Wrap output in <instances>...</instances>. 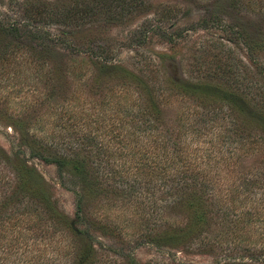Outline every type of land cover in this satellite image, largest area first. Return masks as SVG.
Instances as JSON below:
<instances>
[{
    "label": "trees",
    "instance_id": "obj_1",
    "mask_svg": "<svg viewBox=\"0 0 264 264\" xmlns=\"http://www.w3.org/2000/svg\"><path fill=\"white\" fill-rule=\"evenodd\" d=\"M138 3V0H100L95 6L84 4L81 7L58 8L56 2L42 1L29 4L27 12H33L36 17L42 15V19H46L47 12H50L54 17H59L55 23L67 25L96 8L112 11L116 17H120ZM77 13L79 16L75 20ZM10 28L9 24L0 23L1 33ZM160 30L158 28L156 31ZM156 31L149 30V35L145 37L147 32L142 29L136 38L143 43V39L150 38ZM160 36L171 45L176 34L162 31ZM9 46L11 44L7 43L0 47L3 51L15 48L7 49ZM93 58L94 66L101 68L102 78L96 80L94 77L88 83L91 87L87 90L90 91L87 105L97 109L95 113L100 117L106 114V121L110 122V138L94 128L93 133L77 132L80 135L72 138V141H44L29 133L33 130V124L28 117L23 121L15 118L18 125L23 123L24 129L22 134L16 130H13L14 133L18 132L19 136L27 139V136L31 137L28 140L20 137L19 140L24 143L23 147L29 151L31 158L64 171L72 179L71 185H78L79 192L73 219L68 220L58 213L49 193L33 175L32 169L23 164H14L7 169L10 158L0 150V264H119L117 260L98 255L99 252L90 243L81 240L82 233L77 234L74 227L84 221L81 211L85 200H96L93 206L96 212L104 205L110 208L114 205L121 184H126L130 189L150 186L148 201L153 220L148 231L138 237L141 243L156 249L198 245L202 249L223 254L225 259L222 261H226L223 264H264V166L247 168L242 180L236 176L225 189H213L218 181L231 178L235 162L242 157V144L249 141L252 145L264 147V88L260 85V79H264V68L254 71L246 66L245 80H242L244 74L236 65L229 66L228 70L219 68L228 77L232 90L221 92L223 105L203 107L199 91L202 87L197 81L183 85L164 81L158 66L150 58L143 57L141 61L133 63L137 66L136 73L125 67L107 66L106 59L101 56L94 55ZM65 70L69 71L71 80L78 79L74 67L66 66ZM218 73L211 72L210 77H218ZM49 85L45 99L53 98L59 90L53 82ZM94 90L97 94L92 92ZM120 95L130 101L129 106L101 110L106 100L109 102ZM209 95L213 96L211 93ZM241 97H246V104L254 108L246 126L234 116L240 117L243 113L235 102L241 103ZM170 99L187 103L185 106L192 109L190 115L193 121L184 123L190 119L189 115L182 120L173 110L160 108ZM53 101L61 109L65 100L59 103L53 98ZM124 126L128 127L124 138H130L131 143L133 138H151L149 145H140L141 149L148 146L149 155L142 153L141 158L134 161L139 151L128 153L127 149L123 154L127 160H133L127 167L123 165V168L126 167L123 173L133 178L130 184L125 176L120 177L121 171L113 168L108 155V146L111 148L109 143L122 134ZM256 130L261 133L255 134ZM138 142L136 140L134 144ZM188 145L192 146L191 150ZM260 164L264 165V162ZM218 170L224 172L221 174ZM108 186L110 188L107 189ZM166 210L184 221L172 219L170 223L167 222L163 217ZM142 221L145 225V220ZM84 229L86 233L87 229ZM110 229L116 231L117 227L112 225ZM58 240L64 242V250L56 249L58 255L54 257L49 247L54 241L57 248ZM236 252L244 257L246 255L240 259V263L232 258Z\"/></svg>",
    "mask_w": 264,
    "mask_h": 264
},
{
    "label": "rangeland",
    "instance_id": "obj_2",
    "mask_svg": "<svg viewBox=\"0 0 264 264\" xmlns=\"http://www.w3.org/2000/svg\"><path fill=\"white\" fill-rule=\"evenodd\" d=\"M42 1L56 2L58 8L81 7L84 4L93 6L100 2L0 0V23L9 24L12 28L4 33L0 32V46L7 43L11 44L7 49L15 46L12 51H3L0 47V150L10 158L7 169L14 164H23L32 169L33 175L49 193L58 213L68 220L73 219L78 185H71L70 176L54 165L31 158L29 151L23 147L24 143L19 141L21 138L28 140L31 137L23 138L13 130L22 134L23 123L18 125L15 118L23 121L28 117L33 124V130L29 133L44 141H72V138L80 135L77 132L93 133L94 128L108 137L110 122L106 121V114L100 117L95 113L97 109H91L92 106L87 105L90 100V91L87 90L91 87L88 83H91L94 77L96 80L102 78L101 68L94 66V55L106 59L107 66L125 67L133 73L137 71V66L133 63L141 61L143 57L150 58L158 66L164 81L182 85L197 81L199 87H202L199 91L202 99L200 104L203 107L223 105L224 97L221 92L232 90L228 77H225L219 68L228 70L229 66L236 65L240 73L244 74L242 80L246 79V66L254 71L264 68V0H138L137 5L120 17H116L112 11L96 8L78 20L77 13V21L67 25L55 23L59 17H54L50 12H47L46 19H42V15L36 17L33 12H27L29 4H39ZM158 28L166 34L175 32L176 37L171 45L162 39L160 32L156 31ZM142 29L147 32L145 37L149 35V30L156 32L150 33L151 37L145 41L143 39L141 43L136 37ZM66 66L77 70L78 79L71 80L69 71L65 70ZM211 72H219L218 77H210ZM87 76L91 77L86 78ZM52 82L59 87L53 96L54 100L59 103L65 100L61 109L56 106L52 96L45 99L47 87ZM260 85L264 88V79H260ZM92 92L97 94L96 90ZM130 98L132 99V96ZM235 102L242 108L243 113L240 117L234 116L246 126L254 108L246 104V97L241 103ZM104 104L101 110L115 106L125 108L130 105V101L120 95L109 102L106 100ZM186 104L170 99L166 104L160 105V108L173 110L177 118L180 116L182 120L189 115L190 119L183 122H192V109L185 106ZM106 112L109 113L107 110ZM135 125L137 126L136 123ZM126 128L128 127L124 126L123 132L120 131L122 134L114 138L115 141L111 139L113 142L109 143L111 148L108 146V155L113 162V168L117 172L121 171L120 177L125 176L130 184L132 176L123 171L133 160H127L123 154L127 149L128 153L139 151L134 161L140 159L142 153L149 155L148 146L141 149L140 145H149L151 138H133L131 143L130 138H124ZM254 132L257 134L259 130ZM136 140L139 142L134 144ZM188 147L192 149L191 145ZM240 152L242 157L239 162H235L231 178L218 181L213 189H225L236 176L242 180L247 168L264 166L260 164L264 162V147L246 141L241 145ZM123 165L127 166L123 168ZM221 166L223 165L219 167ZM106 171L109 169L106 168ZM218 171L221 174L224 172ZM2 172L7 175L4 169ZM114 178L120 183V179L116 176ZM149 187L134 186L130 189L126 184H121L113 201L114 205L110 208L104 205L97 212L93 207L96 200L88 198L81 211L84 221L75 225V232L82 233L81 240L90 243L92 248L99 252L98 255L117 260L119 264L226 262L222 261L225 259L223 254L215 250L209 251L207 248L202 249L198 245L156 249L141 243L138 237L148 231L153 220L152 208L148 201ZM163 217L169 223L172 219L184 221L168 210L164 212ZM142 220H145V225ZM19 225L26 226L22 223ZM112 225L117 227L116 231L110 229ZM84 228L87 229L86 233ZM53 239L56 240L55 237ZM53 242L49 252L56 257V249L62 250L64 242L58 240L57 248ZM201 251L205 253L202 254ZM234 254L236 255L232 258L239 263L240 259L246 257L240 252Z\"/></svg>",
    "mask_w": 264,
    "mask_h": 264
}]
</instances>
